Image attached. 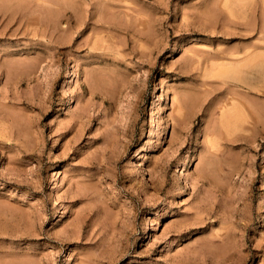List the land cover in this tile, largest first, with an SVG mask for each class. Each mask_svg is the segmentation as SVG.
<instances>
[{"label": "rangeland", "instance_id": "obj_1", "mask_svg": "<svg viewBox=\"0 0 264 264\" xmlns=\"http://www.w3.org/2000/svg\"><path fill=\"white\" fill-rule=\"evenodd\" d=\"M0 264H264V0H0Z\"/></svg>", "mask_w": 264, "mask_h": 264}, {"label": "bare ground", "instance_id": "obj_2", "mask_svg": "<svg viewBox=\"0 0 264 264\" xmlns=\"http://www.w3.org/2000/svg\"><path fill=\"white\" fill-rule=\"evenodd\" d=\"M181 174H182V176H185L184 172H182Z\"/></svg>", "mask_w": 264, "mask_h": 264}]
</instances>
